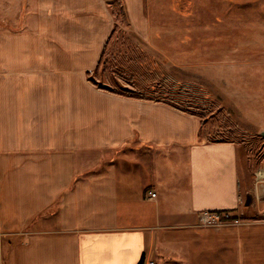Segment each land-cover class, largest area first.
I'll return each mask as SVG.
<instances>
[{
    "label": "crops",
    "instance_id": "0c3cea01",
    "mask_svg": "<svg viewBox=\"0 0 264 264\" xmlns=\"http://www.w3.org/2000/svg\"><path fill=\"white\" fill-rule=\"evenodd\" d=\"M12 1L0 0V264H264V178L240 172L236 144L90 78L119 15L154 47L145 1L120 0L124 14L115 0ZM205 209L233 219L203 224Z\"/></svg>",
    "mask_w": 264,
    "mask_h": 264
},
{
    "label": "rangeland",
    "instance_id": "374dc122",
    "mask_svg": "<svg viewBox=\"0 0 264 264\" xmlns=\"http://www.w3.org/2000/svg\"><path fill=\"white\" fill-rule=\"evenodd\" d=\"M144 1L154 47L136 40L119 15L109 49L90 78L193 113L204 139L236 144L241 173L264 178V0ZM257 190L264 191V180ZM260 201L264 209V195Z\"/></svg>",
    "mask_w": 264,
    "mask_h": 264
},
{
    "label": "built area",
    "instance_id": "2783aa9c",
    "mask_svg": "<svg viewBox=\"0 0 264 264\" xmlns=\"http://www.w3.org/2000/svg\"><path fill=\"white\" fill-rule=\"evenodd\" d=\"M151 195L154 192H150ZM231 213L229 210H203L200 212V221L207 225H220L231 221ZM138 264H155L154 260L149 258H143Z\"/></svg>",
    "mask_w": 264,
    "mask_h": 264
},
{
    "label": "trees",
    "instance_id": "16d2710c",
    "mask_svg": "<svg viewBox=\"0 0 264 264\" xmlns=\"http://www.w3.org/2000/svg\"><path fill=\"white\" fill-rule=\"evenodd\" d=\"M119 3H118V10H116L115 11V13L116 14H124V12H123V7H122V3L120 2V0H117ZM107 89H109V90H114L113 88H108V87H106ZM114 91H116V92H120V93H125V92H122V91H117V90H114ZM126 94V93H125ZM131 95V94H130ZM181 108V107H180ZM181 109H183V108H181ZM184 110V109H183ZM233 217V216H232ZM231 217V218H232Z\"/></svg>",
    "mask_w": 264,
    "mask_h": 264
},
{
    "label": "water",
    "instance_id": "95a60500",
    "mask_svg": "<svg viewBox=\"0 0 264 264\" xmlns=\"http://www.w3.org/2000/svg\"><path fill=\"white\" fill-rule=\"evenodd\" d=\"M262 133L264 134V131H262ZM251 199H252V193L250 191H247L245 192V195H244V204L245 205H248L250 204L251 202Z\"/></svg>",
    "mask_w": 264,
    "mask_h": 264
}]
</instances>
